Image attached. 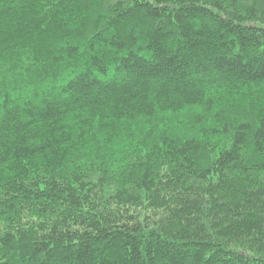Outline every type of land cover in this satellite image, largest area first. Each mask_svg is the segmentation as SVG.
I'll return each instance as SVG.
<instances>
[{
	"label": "trees",
	"instance_id": "1",
	"mask_svg": "<svg viewBox=\"0 0 264 264\" xmlns=\"http://www.w3.org/2000/svg\"><path fill=\"white\" fill-rule=\"evenodd\" d=\"M0 264H264V0H0Z\"/></svg>",
	"mask_w": 264,
	"mask_h": 264
}]
</instances>
